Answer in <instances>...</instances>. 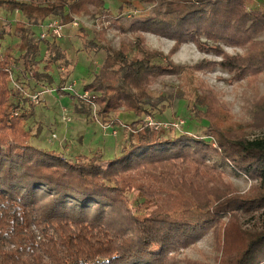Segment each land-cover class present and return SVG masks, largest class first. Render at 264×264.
<instances>
[{
    "label": "trees",
    "instance_id": "16d2710c",
    "mask_svg": "<svg viewBox=\"0 0 264 264\" xmlns=\"http://www.w3.org/2000/svg\"><path fill=\"white\" fill-rule=\"evenodd\" d=\"M251 1L124 0L114 17L105 0H0L5 14L0 22V264H171L173 253L205 234L218 238L230 213H264V139H251L198 76L217 67L233 82L255 81L263 73L264 8L250 9ZM73 16L110 19L121 33L119 49L102 47L104 33L87 41L107 55L99 72L82 83L88 95L84 106H74L104 130L114 128L113 135L121 129L124 146L109 160L100 153L68 155L38 145L41 129L33 133L30 126L35 104L15 95L14 82L24 86L25 78L52 86L53 65L61 73L68 69L59 38L41 39L38 30L53 20L69 25ZM146 34L174 45L164 54L146 45ZM187 43L220 60L176 64L172 57ZM224 47L244 53L230 55ZM167 79L190 82L188 92L179 89V98L188 103L190 118L208 124L202 133L186 121L167 136L145 121L174 123L164 118L167 95L154 94L158 82L161 89L173 88ZM259 100L249 126L261 130L264 99ZM123 112L137 120L114 119ZM226 167L255 182V196L237 193ZM175 192L192 206L166 211L165 194ZM133 193L139 200L135 210L128 198ZM230 219L239 221L236 215ZM243 233L244 247L223 253L215 264H264V230Z\"/></svg>",
    "mask_w": 264,
    "mask_h": 264
},
{
    "label": "rangeland",
    "instance_id": "374dc122",
    "mask_svg": "<svg viewBox=\"0 0 264 264\" xmlns=\"http://www.w3.org/2000/svg\"><path fill=\"white\" fill-rule=\"evenodd\" d=\"M105 1L108 9L116 17L118 7L124 0ZM250 3V9L264 8V0H252ZM16 18L18 19L20 16H16ZM4 19L5 14L0 12V22H3ZM75 20L77 26L73 25ZM111 22L112 20L104 18L93 19L86 16H73V22L69 25H64L63 33L59 38V40L64 39L63 41H73L74 43L73 46H71L70 42L65 44V51L68 54V69L61 73L56 65H53V69L51 70V75L53 76L52 86H45L42 84L43 82L35 84L34 80H27L25 78L24 82L27 81L28 84H24L23 86L16 83L17 86L15 85V87L19 94L15 92V95L17 94L24 104H35V115L30 122V126L33 133H37L38 129H41V135L36 140L38 145L50 146L58 150L61 149L68 155H77L78 151L91 156L100 153L104 160L112 159L121 153L124 146V137L121 129L115 128V132L118 134L113 135L111 127L104 130L99 124L92 122L91 118H88L86 114H79L74 109L75 104L84 106L82 103L88 97L85 98V94L82 91V83L84 80L92 79L99 72L100 66L107 55L106 51L98 52L95 48L89 47L87 41L94 39L95 36L97 39L100 33H104L106 41L101 42L102 47L120 48L121 33L116 27L112 26ZM38 31H40V28ZM145 39L148 47L159 50L164 54H168L174 45V42L170 39L152 34H146ZM261 39H264V37ZM98 40L101 41L102 39ZM11 42L15 44L17 40ZM44 48L40 59L45 57L43 56L46 53ZM224 50L230 55L244 53V50L241 48L224 47ZM205 59L220 60L219 57L214 55L201 53L191 43L183 44L180 50L172 57V60L180 65H195ZM156 63L162 65V62L157 61ZM44 64L42 63L41 67ZM198 76L220 96L222 102L228 105L235 118L242 123L243 128L247 129L251 139H264V129L258 130L249 126L253 122L252 113L257 110L256 105L259 103L258 101H261L259 99H264V71L255 81L245 79L241 82H233L232 75L220 67L209 73H198ZM170 80H166L168 84H174L170 90L161 89L163 85L161 82H158L154 86L155 95L165 94L169 99L167 104H170V108L167 110L166 117L164 118L169 121L175 120L174 123L177 124L180 123L178 127H181V122L185 121L186 123L187 121L186 124L189 129L195 127V129L201 132L208 124L190 118L191 115L186 109L188 103L184 99L179 98L181 97L179 89H184L183 91L188 92L189 88H191L190 82L184 83L177 79ZM59 87L65 93L74 95V100L70 95L59 92ZM21 96L23 97L21 98ZM95 108L93 105V111ZM64 109H66L67 115L71 118L69 123L62 121ZM177 113H180V118L177 117ZM127 114L124 124L137 120V117L133 113ZM117 117H119V113L114 115V119H118ZM145 121L148 124L149 121L153 122L155 120L152 117H147ZM167 127L165 134L169 136L171 129L169 128L170 126ZM80 129L83 132L82 136L78 133ZM66 134L68 135V142L63 140L66 139ZM54 135L56 138H54ZM65 144L66 147H64ZM225 173L231 183L234 184L237 193L255 196V190L253 189L256 186L255 182L249 180L246 176H237L231 167H226ZM128 198L130 206L135 210L138 206L137 202H139L137 194H130ZM164 203L165 210L171 212L187 210L192 206L190 199L179 192H175L173 195L165 194ZM155 208L153 207V209ZM234 215L239 219L238 222L231 221L233 218H230ZM263 230V211L253 214L241 212L239 215L237 212H232L226 217L225 225L218 238L212 232L205 234L192 246L173 253L170 263L215 264L216 259H223V253L231 254L244 247L245 237L243 232L252 234Z\"/></svg>",
    "mask_w": 264,
    "mask_h": 264
},
{
    "label": "built area",
    "instance_id": "2783aa9c",
    "mask_svg": "<svg viewBox=\"0 0 264 264\" xmlns=\"http://www.w3.org/2000/svg\"><path fill=\"white\" fill-rule=\"evenodd\" d=\"M76 20L74 21L73 25L74 26H77L76 24ZM41 29V34H40V37L41 39H45L48 35H54V36H57L58 38L61 37L62 33H63V29H64V25H61L59 23V21L57 20H53V21H50L49 23H47L46 25H43L40 27ZM14 85L17 86V84L14 82ZM88 95H85V98H87ZM70 117L67 115V111L66 109L63 110V122L64 123H69L70 121ZM182 125L181 127H178V125L180 124H177V123H155L154 121H149L148 122V125L149 126H154L155 129H158V128H162L163 130H167V126H170L169 128L170 129H181L184 124H185V121L181 122ZM176 127V128H175ZM54 138H56V136L54 135Z\"/></svg>",
    "mask_w": 264,
    "mask_h": 264
},
{
    "label": "crops",
    "instance_id": "0c3cea01",
    "mask_svg": "<svg viewBox=\"0 0 264 264\" xmlns=\"http://www.w3.org/2000/svg\"><path fill=\"white\" fill-rule=\"evenodd\" d=\"M69 35H70V33H69ZM64 39H62V40H58V43H59V45L65 50L66 48H65V44L67 43V42H70L71 43V46H73V41H63ZM88 78V77H87ZM127 113H119V117H117L118 119H117V121H120L121 123H125L126 122V118H127ZM63 121V120H62ZM133 122V121H132ZM113 130H114V128H113ZM80 132H78L79 133V135L80 136H82L83 135V132H81V129L79 130ZM116 131V130H115ZM66 136V138H67V134L65 135ZM82 152H79L78 151V154H81ZM82 154H84V153H82Z\"/></svg>",
    "mask_w": 264,
    "mask_h": 264
}]
</instances>
